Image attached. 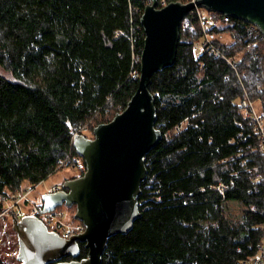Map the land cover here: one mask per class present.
<instances>
[{"label":"trees","instance_id":"1","mask_svg":"<svg viewBox=\"0 0 264 264\" xmlns=\"http://www.w3.org/2000/svg\"><path fill=\"white\" fill-rule=\"evenodd\" d=\"M146 2L0 0V198L59 171L78 157L72 132L92 133L125 109L140 75ZM185 21L175 63L147 87L161 140L146 155L140 217L108 240L101 264H243L261 245L264 153L238 102L259 103L264 119V40L232 19L209 31L219 56L195 55L200 25L192 14ZM224 34L227 46L216 38ZM229 202L242 207L237 221L225 216ZM79 248L77 260L87 255Z\"/></svg>","mask_w":264,"mask_h":264},{"label":"water","instance_id":"2","mask_svg":"<svg viewBox=\"0 0 264 264\" xmlns=\"http://www.w3.org/2000/svg\"><path fill=\"white\" fill-rule=\"evenodd\" d=\"M150 2L139 20L144 44L135 93L121 113L93 129L92 138L73 137L72 147L85 163L83 175L65 180L60 191L40 198L42 212L75 206L73 217L82 223L83 232L62 238L36 216L17 219L11 214L19 264H101L108 240L132 229L140 217L137 198L147 174L146 155L161 140L147 87L154 73L175 63L180 26L194 7L255 24L264 36V0H195L162 8H157V0ZM80 244L87 255L77 260ZM66 257L71 260L64 261Z\"/></svg>","mask_w":264,"mask_h":264},{"label":"built area","instance_id":"3","mask_svg":"<svg viewBox=\"0 0 264 264\" xmlns=\"http://www.w3.org/2000/svg\"><path fill=\"white\" fill-rule=\"evenodd\" d=\"M146 1H147L146 5L151 3L150 0H146ZM182 1L183 2H181V3L186 4L189 2H194L195 0H182ZM165 5H167L166 1L160 0V2L157 5V8H162ZM202 10H206V9L194 7V9L189 13V14H192V16L195 19H197V21L200 25V30H201V36H200L201 52L200 53H202L203 51H207V52H210L214 57H217V56H219V52L212 43V36L210 35L209 31L212 28H215L219 25L228 24L233 18H231L227 15H221V14L210 12L207 10L206 11L208 12V14L204 15L202 13ZM186 18L182 22V25L184 28H187V26H188V21H185ZM242 22H245V21H242ZM245 23L248 24V31L250 33L255 34V36L258 37L259 40H264V36L262 35L261 31L259 30V28L255 24L248 23V22H245ZM225 60H226L227 64L233 70H235V68H236L235 60L233 58H226ZM238 105H239L240 112L244 116L250 117L252 122L254 123L255 130L259 135L260 151L262 153H264V124H263L261 118L257 115V113L255 112V110L252 106V102H250L249 100L244 99V100L238 102ZM88 133L90 135L92 134L86 126H83V127L79 128L78 130L72 132L71 143H72L73 137L75 135L81 134L85 137H88V136H86V134H88ZM88 138H90V137H88ZM82 161L83 160L78 156V157L73 158L72 161L60 162L58 165V169H61L63 167H68L71 170H75L77 168H80L79 170L82 171L83 170ZM220 163H224V161H221ZM41 183L42 182L38 183L37 185L33 186L32 188H36ZM62 183L52 186L51 189L48 191V193L60 191ZM216 189L219 192L224 191V187L222 185H218L216 187ZM30 192H32V189H31V191H27L26 195L29 194ZM14 201L15 202H14L13 206L18 205L20 198L18 197ZM4 214H5V209L3 210V215ZM10 214L15 216L17 219L25 216L20 210H17V212H14V213L11 212ZM12 215H11V217H12ZM29 215L36 216L38 219H40L42 221V223L47 227V229L49 231L57 233L62 238L67 239L72 235L80 234L81 232H83V229H84V227L81 225V222H79V221L76 225H71V224L67 223L65 221L64 211L61 210V206L56 207L54 210H52L50 212H42V203L40 202L39 204L34 205L32 207ZM59 230L61 231L62 234H60ZM243 264H264V235H263L262 242L258 248L257 253L254 256L247 259L246 261H244Z\"/></svg>","mask_w":264,"mask_h":264},{"label":"rangeland","instance_id":"4","mask_svg":"<svg viewBox=\"0 0 264 264\" xmlns=\"http://www.w3.org/2000/svg\"><path fill=\"white\" fill-rule=\"evenodd\" d=\"M202 13L204 15H207L208 12L206 10H202ZM217 40L224 44L229 45L231 44L232 40L230 36L224 34L216 37ZM201 41L199 40L194 47L195 55H199L201 52L200 48ZM252 106L257 113V115L261 118L262 109L259 105V103H252ZM262 122L264 124V119H262ZM86 136L92 138V134L89 133L86 134ZM80 168H77L75 170H71L68 167H63L59 171L55 172L54 174L50 175L46 180H44L40 185H38L36 188H30L28 184L24 183L21 187V189H25L22 193L18 195L20 198V201L18 205H14L13 199L16 194H11L7 190L5 191V199L4 196L0 198V262L3 264H19V262L16 260L17 250H18V244H17V238L15 233L12 230V224H11V212H17V210H20L24 215H29L32 207L34 205H37L41 202V195L44 193H48V191L51 189L52 186L61 184L65 180L71 179L74 176L79 175ZM29 194L26 195L27 191H31ZM2 199V200H1ZM13 206V207H12ZM5 209V214L3 215V210ZM61 210L64 211L65 221L71 225H76L78 221L74 219V214L70 210V208H66L65 206H61ZM242 210V207L233 202H229L226 205L225 209V216L233 221H237L239 218V214ZM7 211V212H6ZM60 234L61 231L59 230Z\"/></svg>","mask_w":264,"mask_h":264}]
</instances>
